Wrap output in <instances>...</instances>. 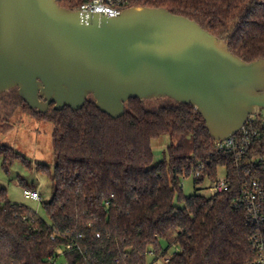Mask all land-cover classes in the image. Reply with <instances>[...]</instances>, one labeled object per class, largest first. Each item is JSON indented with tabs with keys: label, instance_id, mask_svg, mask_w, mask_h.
<instances>
[{
	"label": "trees",
	"instance_id": "obj_1",
	"mask_svg": "<svg viewBox=\"0 0 264 264\" xmlns=\"http://www.w3.org/2000/svg\"><path fill=\"white\" fill-rule=\"evenodd\" d=\"M57 2L72 11L82 5ZM136 7L163 8L197 22L245 62L264 58V0H136ZM24 104L30 116L54 125V172L36 167L49 176L53 197L44 203L47 221L11 202L0 187V264H57L61 253L66 264H147L150 252L165 256L172 250L169 264L255 260L252 242L262 229L250 223L240 198L251 182L264 183V163L245 166L264 159L263 114L246 125L254 135L252 148L230 154L218 150L193 106L174 101L148 108L147 101L131 100L116 120L92 97L77 112L52 105L43 115ZM11 129L0 121V135ZM163 136L170 145L154 165L152 142ZM0 156L6 174L17 161L31 167L10 147L1 146ZM200 164L205 168L194 178ZM220 168H226L229 192L206 198L196 189L184 195L185 179L200 188L215 182Z\"/></svg>",
	"mask_w": 264,
	"mask_h": 264
},
{
	"label": "water",
	"instance_id": "obj_2",
	"mask_svg": "<svg viewBox=\"0 0 264 264\" xmlns=\"http://www.w3.org/2000/svg\"><path fill=\"white\" fill-rule=\"evenodd\" d=\"M16 89L47 114L84 109L113 119L131 100L193 106L214 141L264 115V58L245 62L197 22L163 8L106 17L57 0H0V95Z\"/></svg>",
	"mask_w": 264,
	"mask_h": 264
},
{
	"label": "rangeland",
	"instance_id": "obj_3",
	"mask_svg": "<svg viewBox=\"0 0 264 264\" xmlns=\"http://www.w3.org/2000/svg\"><path fill=\"white\" fill-rule=\"evenodd\" d=\"M172 101L164 98L160 100H148V108L170 105ZM0 121H7L12 129L5 135H0V147L12 148L17 154L23 156L31 167L25 166L17 161L6 174L3 168L4 158L0 156V187L8 191L11 202L18 205H25L36 211L41 217L49 221L44 210V203L49 202L53 197V185L48 175L39 173L37 165L48 166L54 172L55 154L53 148L54 125L30 116L25 108L24 102L18 95L16 89L0 95ZM170 145V139L163 136L152 142L154 154V165L164 160V154ZM225 168H220L219 179L225 178ZM23 180L28 186H22ZM211 183L206 182L204 186L196 188L192 178L183 181V192L186 197L198 193L210 198ZM24 188L37 190L42 197L41 201L26 200L23 196Z\"/></svg>",
	"mask_w": 264,
	"mask_h": 264
},
{
	"label": "built area",
	"instance_id": "obj_4",
	"mask_svg": "<svg viewBox=\"0 0 264 264\" xmlns=\"http://www.w3.org/2000/svg\"><path fill=\"white\" fill-rule=\"evenodd\" d=\"M135 2L136 0H82V5L78 11H81L85 14H98L100 16L106 17H117L120 16L125 10L132 8ZM255 117L256 116L250 117L248 122H253ZM246 125L236 136L226 141H215L218 150L222 152H228L230 154H244L247 152V150L251 149L253 145L252 138L254 135H251V129L246 128ZM262 129L264 131V121L262 124ZM260 163H264V159H261L260 161L258 159L249 160L246 162L245 166L249 167ZM204 168V165L200 164L198 167L199 170L194 175V178H199L201 176V171H203ZM210 183L211 187L209 189L212 193V196L229 192L231 188V184L227 177V171L225 178L219 179L218 177L215 182ZM23 196L26 200H42V197L38 191L28 188H24ZM240 203L248 207V218L250 223L257 225L262 229V231L253 239L252 242L256 258L248 264H264V183L260 181H253L248 186H246L242 190ZM53 240H55V238H53ZM71 248H76L77 250L81 251L78 245H72ZM174 255H176V252L173 250L167 253L165 256H160L155 252H150L147 264H169ZM63 256L64 255L61 253L57 260V264H66V262L63 260Z\"/></svg>",
	"mask_w": 264,
	"mask_h": 264
},
{
	"label": "crops",
	"instance_id": "obj_5",
	"mask_svg": "<svg viewBox=\"0 0 264 264\" xmlns=\"http://www.w3.org/2000/svg\"><path fill=\"white\" fill-rule=\"evenodd\" d=\"M35 191H37V190H35Z\"/></svg>",
	"mask_w": 264,
	"mask_h": 264
}]
</instances>
